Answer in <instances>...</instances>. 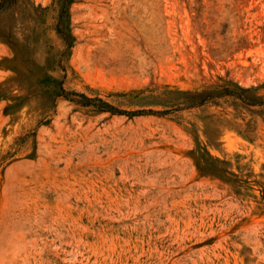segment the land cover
<instances>
[{"label":"rangeland","instance_id":"rangeland-1","mask_svg":"<svg viewBox=\"0 0 264 264\" xmlns=\"http://www.w3.org/2000/svg\"><path fill=\"white\" fill-rule=\"evenodd\" d=\"M64 1L0 0V264H264V0Z\"/></svg>","mask_w":264,"mask_h":264},{"label":"trees","instance_id":"trees-1","mask_svg":"<svg viewBox=\"0 0 264 264\" xmlns=\"http://www.w3.org/2000/svg\"><path fill=\"white\" fill-rule=\"evenodd\" d=\"M70 0H65L64 3H65V6H67L69 4ZM65 97H69V96H65ZM83 97L87 98L86 96L83 95ZM99 108L102 110V111H111L113 113H119V114H124V113H132V112H128L126 110H122V109H119L115 106H113L112 104H110L109 102H105V101H102L101 104H98ZM133 113H141V110L139 111H135Z\"/></svg>","mask_w":264,"mask_h":264}]
</instances>
